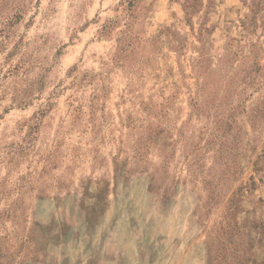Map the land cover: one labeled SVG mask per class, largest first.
Here are the masks:
<instances>
[{
  "label": "rangeland",
  "instance_id": "obj_1",
  "mask_svg": "<svg viewBox=\"0 0 264 264\" xmlns=\"http://www.w3.org/2000/svg\"><path fill=\"white\" fill-rule=\"evenodd\" d=\"M0 264H264V0H0Z\"/></svg>",
  "mask_w": 264,
  "mask_h": 264
}]
</instances>
